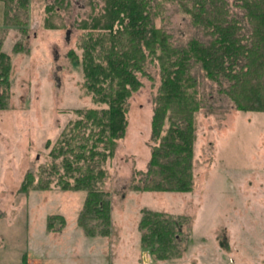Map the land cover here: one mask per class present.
Here are the masks:
<instances>
[{"label":"rangeland","instance_id":"1","mask_svg":"<svg viewBox=\"0 0 264 264\" xmlns=\"http://www.w3.org/2000/svg\"><path fill=\"white\" fill-rule=\"evenodd\" d=\"M53 1H30L23 34L3 26L0 2L1 50L11 62L7 109L0 111V264H23V254L25 264H264V113L240 112L215 101L211 113L197 114L191 193L127 189L134 168L145 171L150 158L152 99L160 82L158 66L149 62L153 81L141 78L143 86L128 99L125 136L104 166L103 189L111 198L109 236L91 238L78 227L85 191L51 185L17 193L27 171L51 162L45 144H55L78 119L77 110L105 108L84 88L80 63L85 32L76 21L89 13V0H70V8L53 18L62 27L45 29L44 20L52 14L46 7ZM155 25L174 43L195 33L176 4H166ZM15 43L22 51L13 52ZM202 81L208 94L211 84ZM144 208L191 219L179 258L155 260L140 248L137 226Z\"/></svg>","mask_w":264,"mask_h":264},{"label":"trees","instance_id":"2","mask_svg":"<svg viewBox=\"0 0 264 264\" xmlns=\"http://www.w3.org/2000/svg\"><path fill=\"white\" fill-rule=\"evenodd\" d=\"M30 1L0 0L3 26L26 33ZM166 4H176L189 17L195 33L185 41L174 43L171 34L156 27ZM70 5V0H54L46 7L52 14L43 27H62L53 18ZM88 5L89 13L76 21V28L85 32L80 43L84 88L105 108L77 110L78 119L55 144L46 142L51 162L27 171L17 192L49 190L51 185L61 191H85L77 225L94 238L111 234L104 166L125 136L128 99L143 86L141 78L153 81L148 62L158 66L160 82L152 99V145L146 170L134 168L129 191H193L196 116L204 109L211 113L213 102L264 113V0H89ZM1 48L0 40V111L7 109L11 70L10 57ZM12 50L22 48L15 43ZM202 80L211 84L208 94ZM137 229L140 248L153 259L179 258L186 249L181 237L186 230V243L191 219L144 208Z\"/></svg>","mask_w":264,"mask_h":264},{"label":"crops","instance_id":"3","mask_svg":"<svg viewBox=\"0 0 264 264\" xmlns=\"http://www.w3.org/2000/svg\"><path fill=\"white\" fill-rule=\"evenodd\" d=\"M18 193V192H17ZM152 193V192H151ZM155 193V192H154ZM157 193V192H156ZM191 193V192H190ZM20 194V193H19ZM189 194V193H188ZM0 219H1V217H0ZM83 232V231H82ZM3 243V238L1 237V235H0V247H1V245H3L2 244ZM70 264H71V260H70V262H69ZM73 264V263H72Z\"/></svg>","mask_w":264,"mask_h":264}]
</instances>
